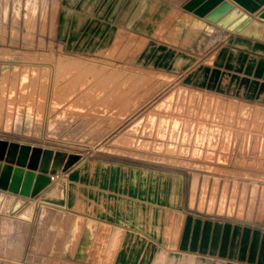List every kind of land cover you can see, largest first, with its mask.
<instances>
[{"label": "crops", "instance_id": "crops-1", "mask_svg": "<svg viewBox=\"0 0 264 264\" xmlns=\"http://www.w3.org/2000/svg\"><path fill=\"white\" fill-rule=\"evenodd\" d=\"M185 1L116 0L112 30L86 12L73 22L68 12L64 22L75 26L64 47L110 56L162 78L165 88L264 105V40L211 22ZM229 1L254 18L264 9V0ZM132 152L106 134L64 162L59 180L34 196L23 264H264L263 224L199 212L184 170Z\"/></svg>", "mask_w": 264, "mask_h": 264}, {"label": "rangeland", "instance_id": "rangeland-1", "mask_svg": "<svg viewBox=\"0 0 264 264\" xmlns=\"http://www.w3.org/2000/svg\"><path fill=\"white\" fill-rule=\"evenodd\" d=\"M72 12L73 22L86 12L116 27V0H0V139L81 154L108 134L132 155L184 170L199 212L264 225V105L165 88L110 56L66 49ZM29 198L0 211V264H23Z\"/></svg>", "mask_w": 264, "mask_h": 264}, {"label": "water", "instance_id": "water-1", "mask_svg": "<svg viewBox=\"0 0 264 264\" xmlns=\"http://www.w3.org/2000/svg\"><path fill=\"white\" fill-rule=\"evenodd\" d=\"M185 9L227 27L234 32L264 40V9L254 18L229 0H186ZM79 154L27 142L0 139V189L8 192L0 211L15 212L25 199L34 197L60 174L64 162H74ZM18 196V197H16Z\"/></svg>", "mask_w": 264, "mask_h": 264}, {"label": "built area", "instance_id": "built-area-1", "mask_svg": "<svg viewBox=\"0 0 264 264\" xmlns=\"http://www.w3.org/2000/svg\"><path fill=\"white\" fill-rule=\"evenodd\" d=\"M63 172H61L60 174H52V175H50V177H51V181L56 177V176H58V175H61ZM8 194V192L7 191H5V190H1L0 189V195H2L3 197H2V200L5 198V195H7ZM17 197V196H16Z\"/></svg>", "mask_w": 264, "mask_h": 264}, {"label": "bare ground", "instance_id": "bare-ground-1", "mask_svg": "<svg viewBox=\"0 0 264 264\" xmlns=\"http://www.w3.org/2000/svg\"><path fill=\"white\" fill-rule=\"evenodd\" d=\"M59 177V176H58ZM58 177H55V180L59 179ZM53 182H51L48 186L50 187L52 185ZM35 198H29V200L33 201Z\"/></svg>", "mask_w": 264, "mask_h": 264}]
</instances>
